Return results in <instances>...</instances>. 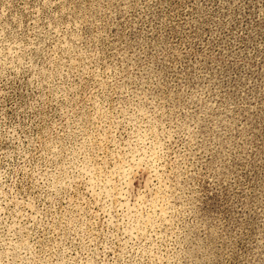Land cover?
<instances>
[{
  "label": "rangeland",
  "instance_id": "rangeland-1",
  "mask_svg": "<svg viewBox=\"0 0 264 264\" xmlns=\"http://www.w3.org/2000/svg\"><path fill=\"white\" fill-rule=\"evenodd\" d=\"M0 264H264V0H0Z\"/></svg>",
  "mask_w": 264,
  "mask_h": 264
}]
</instances>
